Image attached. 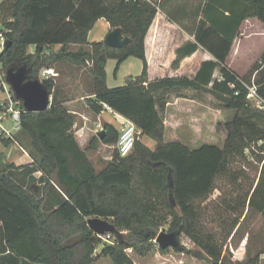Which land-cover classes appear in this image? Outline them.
I'll return each instance as SVG.
<instances>
[{
  "label": "trees",
  "instance_id": "16d2710c",
  "mask_svg": "<svg viewBox=\"0 0 264 264\" xmlns=\"http://www.w3.org/2000/svg\"><path fill=\"white\" fill-rule=\"evenodd\" d=\"M156 14L153 0L0 2V30L11 42L0 58L4 73L8 67L22 63L28 64L29 76L35 79L40 70H52V65L60 61L85 67L92 78L94 96L87 100L88 109L98 115L105 105L131 121L139 132L131 154L122 158L116 151L111 162L97 172L87 152L96 149L93 142L115 145L118 131L105 124L102 140L94 137L82 150L71 133L73 117L58 99L53 79L44 80L42 84L52 96L49 109L41 113L21 111L16 136L0 139L6 147L15 143L28 148L31 160L16 166L0 154V264H92L101 257L113 264H132L125 251L148 253L165 224L168 232L178 233L179 238L184 236L198 246L212 264H228L223 247L230 233L218 238L216 232L205 227L203 218L212 211L210 221H217L219 210L228 214L229 210L245 209V205L264 215V165L256 186L234 198L235 205L226 198L218 205L207 203L216 181L230 174L237 156L251 143L264 142V130L239 116L247 110V91L226 66L243 21L254 17L264 23V0H206L193 41L176 49L171 64L177 68L197 49L205 50L213 59L203 62L193 79L148 82L145 37ZM100 19L111 29L120 28L130 44L120 49L110 48L103 41L89 44L88 33ZM71 45L80 48L71 51ZM30 46L35 49L34 55L27 51ZM54 46L61 48L53 53ZM129 57L141 61L140 75L123 86L109 88L107 60L116 61L115 74ZM216 71L219 76L215 78ZM262 81L261 77L258 83ZM186 90L206 92L225 109L237 112L225 125L227 137L222 148L203 144L192 149L180 142H165L166 104L172 94L180 97ZM258 94L264 99V85L258 88ZM139 136L155 141V149H148ZM37 173L41 175L36 177ZM36 183L40 186L35 190ZM92 217L109 219L116 230L127 233L115 239L106 234L113 244L95 255L101 240L88 226L87 220ZM234 221L230 223L233 229L238 225ZM220 223L227 232L226 220L222 218ZM174 251L190 252L183 245Z\"/></svg>",
  "mask_w": 264,
  "mask_h": 264
},
{
  "label": "rangeland",
  "instance_id": "374dc122",
  "mask_svg": "<svg viewBox=\"0 0 264 264\" xmlns=\"http://www.w3.org/2000/svg\"><path fill=\"white\" fill-rule=\"evenodd\" d=\"M2 0H0L1 2ZM157 9L165 13L168 19L174 21L180 28L184 29L193 38L194 30L197 23L201 19L202 9L206 0H153ZM31 55L35 54V49L30 46L27 49ZM26 51V54H27ZM49 52V51H48ZM51 52L55 53V49H51ZM264 23L257 18L250 17L243 21L239 29V35L235 39L229 56L226 61V66L238 77L241 84L245 87L246 105L247 110L239 113L240 117L246 118L249 122L254 123L257 127L264 130V102L259 101L250 95L252 89H257L264 85ZM34 57L32 58V60ZM107 74L108 85L113 87L122 86L125 84V80L130 75H138L141 71V61L135 58L129 59V61L122 63L114 74L115 60H107ZM62 69L68 66L61 65ZM52 71L55 70V64L51 67ZM66 71V70H65ZM64 71V72H65ZM77 74L86 75L89 74L87 68L78 67L76 69ZM218 72L215 73V78L218 77ZM262 77L261 84L258 80ZM107 85V86H108ZM109 87V86H108ZM91 88V87H90ZM91 92V89L89 90ZM188 97L197 98L206 105H210L214 108H218L222 112V122L218 124V137L217 145L222 147L227 137V130L225 125L229 123L237 114L234 110L225 109L221 102L216 101L211 95L206 92L196 93L191 90L183 91ZM57 94V93H56ZM8 96V87L4 90L0 89V104L6 102ZM59 95H57L58 97ZM52 98V96H51ZM61 98V97H60ZM106 118V117H104ZM108 118V116H107ZM78 122L73 118V126L71 133L74 134V129ZM89 124V120L87 121ZM12 122L7 118L3 122L4 128L10 130L12 136H16L12 130ZM103 129V128H102ZM75 136V134H74ZM96 137V134L94 135ZM94 137L90 140L93 141ZM201 138H203L201 136ZM201 140V139H200ZM0 140V154L7 159L14 156L25 155L30 160L28 148L19 146L13 143V145L4 146ZM100 144L99 142H93ZM204 142L193 143L191 148H197ZM213 143V142H208ZM214 144V143H213ZM264 142L251 143L247 148L243 150L241 155H238L235 162L231 166L230 174L225 178H220L216 181V189L211 193L209 200L213 205L221 204L223 198L226 200L231 199L232 205H235L234 198L242 196L244 192L250 188H254L258 183L262 171L264 161L260 162L261 157L264 156ZM88 154L93 156V159H89ZM109 154L113 156L116 154V144L112 148H103L99 155L90 154L87 152L88 159L97 168L103 167L100 164L99 158L102 155ZM31 160L26 164L30 163ZM16 165V164H15ZM23 165V164H22ZM21 166V165H16ZM39 177V173L35 174ZM262 187L261 192L264 194V172L262 173ZM35 190L39 188L40 184H34ZM220 219L226 220V230L220 219L210 221V215L213 216L212 211L209 215L203 218V222L206 228L212 229L218 235V238H222V235H230L227 237L224 247L223 255L228 264H264V215L256 210L249 209L245 205V209L229 210L228 214H223L219 210ZM215 218L217 216L215 215ZM96 220L100 224L98 225L103 233L99 234L93 231L95 236H105L106 234H112L115 238H121L126 235L127 231H118L110 223L109 219L101 218H89L88 220ZM218 219V218H217ZM238 221V225L233 229L231 221ZM234 221V222H235ZM233 229V230H232ZM165 230L168 232V224L159 228V231ZM99 238V237H98ZM101 242L97 246L94 254H98L100 249L108 242L100 239ZM180 244L183 245L189 253H179L172 249L166 252H161L153 240L150 244L148 253L145 255H136L132 250H126L125 254L131 259L132 264H212L211 260L207 257L198 246L192 243L184 236L180 237ZM199 256H197V254ZM92 264H113L109 258L101 257L96 259Z\"/></svg>",
  "mask_w": 264,
  "mask_h": 264
},
{
  "label": "crops",
  "instance_id": "0c3cea01",
  "mask_svg": "<svg viewBox=\"0 0 264 264\" xmlns=\"http://www.w3.org/2000/svg\"><path fill=\"white\" fill-rule=\"evenodd\" d=\"M111 30L109 24L104 19H100L88 33L87 42L91 44L103 41L107 33ZM186 33L174 21L169 20L165 13L157 9L155 19L145 37L148 82L163 78L187 77L188 79H193L201 64L213 59L209 53L199 48L191 56L184 58L177 68H172L171 64L176 58V49L188 41H193V38ZM60 48L61 46L53 47L56 51ZM79 48L77 45L70 46L71 51H76ZM84 49L90 50L89 47H84ZM131 58L133 57H129L124 62L129 61ZM61 65L68 67L62 69ZM77 68L65 61L57 62L55 63V70L52 71V79L55 84L54 91L59 95L58 99L63 102L68 113L78 122L74 129L76 141L82 150H86L92 137L95 134L97 135L105 124L111 125L118 130L120 119L119 115L110 108L103 107V111L98 115L93 114L88 109L87 100L94 99L92 93L89 92L92 78L89 74L84 76L77 74ZM105 72L106 84L108 85L107 67H105ZM138 75H130L125 80V83L127 80L133 79ZM108 86L109 88H114L110 84ZM163 118L165 142L176 141L189 148H191V144L198 142H204L203 144L208 145L217 144L218 124L222 122V112L218 108L206 105L199 99L188 97L182 92L180 97L175 94L170 96L165 107ZM88 120L89 124L87 123ZM139 141L148 149H155L156 143L149 137L139 136ZM208 142H213L214 144ZM104 147L112 148L113 145L100 143L95 150L89 152L97 156ZM88 157L90 160L93 159V156L89 154ZM5 160L16 165L26 164L27 161H30L27 159L26 154H19V156H14L10 159L5 157ZM111 160L112 156L109 154L101 155L99 161L103 167L97 168L93 165L96 171L100 172ZM39 175L41 174L39 173Z\"/></svg>",
  "mask_w": 264,
  "mask_h": 264
},
{
  "label": "water",
  "instance_id": "95a60500",
  "mask_svg": "<svg viewBox=\"0 0 264 264\" xmlns=\"http://www.w3.org/2000/svg\"><path fill=\"white\" fill-rule=\"evenodd\" d=\"M103 42L110 48L120 49L130 44V39L123 36L120 28L112 29L107 33ZM11 42L5 43V50ZM29 66L27 63L12 65L5 70V82L8 85L13 97L22 102V107L26 113H41L49 109L51 95L44 85L35 78L29 76ZM104 131L101 130L96 137L102 140ZM171 204L175 206L173 199ZM88 226L92 231L102 234L103 230L98 226L96 220H87ZM155 243L161 250L180 249V238L178 233L161 230L156 234Z\"/></svg>",
  "mask_w": 264,
  "mask_h": 264
},
{
  "label": "built area",
  "instance_id": "2783aa9c",
  "mask_svg": "<svg viewBox=\"0 0 264 264\" xmlns=\"http://www.w3.org/2000/svg\"><path fill=\"white\" fill-rule=\"evenodd\" d=\"M7 41L6 32L3 30H0V58L2 54L5 51V43ZM48 55V51L45 52ZM52 70L48 68H43L39 71L37 75V80L39 82H43L44 80L52 78ZM8 85L5 82V73L1 70V64H0V89L4 90ZM250 95L254 97L255 99L264 102V99L258 94V90L252 89L250 92ZM5 105L3 103V110L0 112V139H10L12 138V133L10 130H7L3 126V122L9 118L12 122V130L15 132H18L20 128V115L21 111L23 110V107L21 108L22 102L19 100H16L13 97L12 92L10 91L8 87V96L5 100ZM21 103V104H20ZM104 108H108L104 105ZM120 123L118 127V140L116 143V151L118 152V155L122 158L128 156L131 154L134 148L135 141L137 139V135L139 134L137 128L135 125L129 121L128 119L119 116ZM100 239L104 240L105 242H108L110 244H113L114 240L110 238V235L105 236H98Z\"/></svg>",
  "mask_w": 264,
  "mask_h": 264
}]
</instances>
